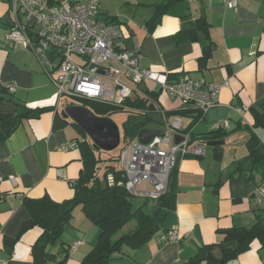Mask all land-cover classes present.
I'll list each match as a JSON object with an SVG mask.
<instances>
[{"label": "crops", "instance_id": "0c3cea01", "mask_svg": "<svg viewBox=\"0 0 264 264\" xmlns=\"http://www.w3.org/2000/svg\"><path fill=\"white\" fill-rule=\"evenodd\" d=\"M226 1L174 0L155 25L148 22L156 6L167 0L98 2L99 15L121 25L125 45L141 52L142 67L153 71L154 78L144 82L143 88L154 93L158 81L185 75L216 85L228 81L221 87L217 105L202 121L193 119L194 110L179 109L171 98L159 94L162 106L180 114L184 127L197 138L212 135L216 121L227 120L228 126L211 139L221 144L206 146L202 156L180 159L172 169L167 192L173 197L158 215L160 230L143 246L113 254L109 264H264V246L258 239L244 253L221 262L213 259L219 258L218 247L212 249L213 257L201 251L221 242L226 229L264 225V125L256 127L251 113L253 107L264 109V0H237L234 8L227 7ZM10 6V0H0V114H18L19 104L46 110L39 117L21 119L0 142V261L33 264L32 246L42 230L33 226L20 233L28 217L23 200L45 195L58 203L70 199L82 161L78 146L62 149L78 138L77 128L65 122L53 125L56 112L65 107L63 97L57 96L31 51L3 40L13 22ZM201 18L208 30H195L193 38L188 32L185 41L177 43L176 34L190 31ZM209 45L211 56L199 69L198 59ZM7 83L14 84V92L5 90ZM251 138L259 152L251 153L247 143ZM9 175L15 176L14 183ZM159 202L155 201V210ZM171 232L179 238L161 239L162 233ZM98 235L97 226L80 205L75 206L59 238L46 247L54 259L43 264L62 260L61 264H80Z\"/></svg>", "mask_w": 264, "mask_h": 264}, {"label": "built area", "instance_id": "2783aa9c", "mask_svg": "<svg viewBox=\"0 0 264 264\" xmlns=\"http://www.w3.org/2000/svg\"><path fill=\"white\" fill-rule=\"evenodd\" d=\"M10 2L13 22L3 40L30 50L36 56L58 97L109 104L130 116L145 114L149 120L155 115L159 117L156 118L158 126L150 129H159L163 135L154 136L148 143L138 141L137 134L123 143L120 139L117 167L123 180L115 181L114 174L108 172L106 183L123 185L129 193L146 199L157 200L164 195L170 173L178 161L186 156H202L207 142L184 127L180 114L165 109L159 94L167 95L179 109L194 110L197 115L193 119L202 121L217 105L221 87L228 81L216 85L186 75L178 79L166 77L157 82L158 90L150 92L142 84L154 78L153 71L142 67L141 52L125 45L121 25L99 15V0ZM236 5L237 0L226 1L229 8ZM4 88L9 93L15 90L13 83L5 84ZM139 102H145L146 107L134 105ZM238 111L241 113L240 109ZM227 126L228 121L222 120L214 122L212 127L217 131ZM143 128L146 127H141L137 133ZM175 136L181 139L176 141ZM76 147L71 141L62 149ZM2 179L0 175V181ZM8 179L14 183L15 176L9 175ZM262 186L264 188V180ZM160 237L164 241L179 238L175 232L162 233Z\"/></svg>", "mask_w": 264, "mask_h": 264}, {"label": "trees", "instance_id": "16d2710c", "mask_svg": "<svg viewBox=\"0 0 264 264\" xmlns=\"http://www.w3.org/2000/svg\"><path fill=\"white\" fill-rule=\"evenodd\" d=\"M173 1L174 0H167V2L161 6H156V12L148 23L150 25H155L166 10V7ZM198 29L204 31L208 30V23L204 18L198 19L197 24L190 31L178 32L175 36L176 42L180 43L185 41L188 32L189 38H193L194 31ZM211 52L212 48L210 45L204 48L203 54L198 59L199 69L205 68L211 56ZM69 103L82 104L93 111L94 114L100 113L102 115H110L113 112L123 111L116 106L85 99H79L77 101L66 99L62 108ZM134 105L146 107L145 102L135 103ZM19 106V113L14 116L0 114V142L4 141L12 133L21 119L39 117L40 114L46 110L44 107L30 108L21 104H19ZM262 107L264 108V105ZM251 111L255 119L254 125L256 127L264 125V109L263 111H259L253 107ZM136 117H140L142 120L138 121ZM148 120L149 118L145 114L142 116H129L124 124L125 131L123 142L134 139L137 131L143 127V124H146ZM59 122L70 123L83 134V139L76 138L74 141L80 150L82 161L80 173L72 185L74 194L70 199L61 203L54 201L47 195L36 199L24 198L23 204L28 217L23 222L20 233L33 226H39L42 232L32 246L33 264H43L48 259H54V255L47 252L46 247L49 243H54L59 238L64 225L69 220L72 209L80 205L84 214L99 229L96 243L84 256L80 264H109L113 254L122 252L123 248L126 247L136 249L143 246L160 230L161 222L158 219V215L165 207L169 206L173 193L166 192L155 200L156 203L160 201L161 204L159 202L157 205L158 208L154 213H148L143 209L146 203L134 208L132 202L134 194L129 193L123 185H118L116 183L113 186H108L106 183V174L108 172L114 174L115 181L123 180L121 171L117 167L120 148L111 156L116 164L106 166L101 176L97 166L100 157L97 156L95 152L96 150H98V153L105 151L94 148L88 136L74 122L69 118L64 119L60 112L57 111L53 125L55 124L56 126ZM221 131L222 130L212 131V135H203L200 136V139L208 142L211 139L219 137L218 134ZM220 136H222V134ZM247 143L251 153L259 152L258 149L253 148L255 142L252 138L249 139ZM171 174L172 172L170 173V177ZM131 221H133L135 225L134 228L118 235L119 229ZM254 239H258L264 246L263 224L257 222L248 228L233 227L226 229L223 231V239L221 242L215 245H206L201 248V251H208L207 253L211 254L213 257L212 249L218 247L219 258L213 257V259L215 262H221L225 261L227 258H234L247 251ZM8 240L14 242L13 239ZM198 256L199 254L197 253L192 257L190 259L191 263H194ZM62 262L63 260L58 262V264Z\"/></svg>", "mask_w": 264, "mask_h": 264}, {"label": "water", "instance_id": "95a60500", "mask_svg": "<svg viewBox=\"0 0 264 264\" xmlns=\"http://www.w3.org/2000/svg\"><path fill=\"white\" fill-rule=\"evenodd\" d=\"M64 119L69 118L91 140L94 148L110 152L115 150L120 143V132L116 123L109 116H97L88 107L82 104H68L61 111ZM161 136L159 129L143 128L137 133V139L141 143H148L154 136ZM176 141L181 138L175 136ZM221 141L211 140L207 146H215Z\"/></svg>", "mask_w": 264, "mask_h": 264}, {"label": "rangeland", "instance_id": "374dc122", "mask_svg": "<svg viewBox=\"0 0 264 264\" xmlns=\"http://www.w3.org/2000/svg\"><path fill=\"white\" fill-rule=\"evenodd\" d=\"M56 94H57V92H56ZM63 99H64V101H66L67 98L63 97ZM77 100H79V99H77ZM96 115L97 116H109L116 123V125L119 128L120 139H121V143H122L123 139H124V131H125L124 130V124H125V122L128 120V118L130 116L129 113H127L125 111H121V112L119 111V112H113L110 115H102L100 113H97ZM156 118H159V117L155 115L153 120H148V122H146V124H143V127L154 128V127L158 126ZM136 120L140 121L142 119L140 117H136ZM77 137L79 139H83L82 132L78 131ZM120 144H119V146H120ZM119 146L115 150H113V152L110 151V152H100V153H98V150H96V152H95L96 155L100 157V160L98 161L97 166L99 168V174L101 176H102V173L104 172V169H105L106 166L116 164L111 156L114 155V153L117 151ZM146 200L148 201L147 202V208H146V206H144L143 209H145V211L148 212V213H154L156 211L155 210V205H154L155 200L146 199L144 197H140V196L134 195L133 199H132L133 207L136 208V207H138L140 205H144ZM134 226L135 225H134L133 221H131L130 223L126 224L125 226L121 227V229H119L118 235L122 234V233H125L128 230H132L134 228Z\"/></svg>", "mask_w": 264, "mask_h": 264}]
</instances>
